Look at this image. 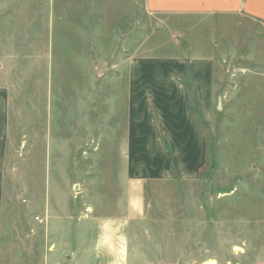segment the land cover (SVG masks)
<instances>
[{"label":"rangeland","instance_id":"374dc122","mask_svg":"<svg viewBox=\"0 0 264 264\" xmlns=\"http://www.w3.org/2000/svg\"><path fill=\"white\" fill-rule=\"evenodd\" d=\"M199 1L174 14V0H0L1 264H264V0H224L212 15ZM202 46L214 109L193 113L207 164L193 180L136 183L130 62Z\"/></svg>","mask_w":264,"mask_h":264},{"label":"crops","instance_id":"0c3cea01","mask_svg":"<svg viewBox=\"0 0 264 264\" xmlns=\"http://www.w3.org/2000/svg\"><path fill=\"white\" fill-rule=\"evenodd\" d=\"M174 2L178 5L170 11L174 14H189L187 7L200 4L199 0ZM206 2L208 6L197 13H222L218 6H225L224 0ZM180 7L184 10H178ZM199 50V54L190 49L189 53L164 57L145 56L139 51L130 62L124 153L127 174L136 183L193 180L207 164L208 142L196 123V101L192 98L199 99L207 119L214 109L213 61L209 47ZM10 110V89L0 80V217Z\"/></svg>","mask_w":264,"mask_h":264},{"label":"water","instance_id":"95a60500","mask_svg":"<svg viewBox=\"0 0 264 264\" xmlns=\"http://www.w3.org/2000/svg\"><path fill=\"white\" fill-rule=\"evenodd\" d=\"M221 103H222V98L221 97H219V99H218V109H220L221 108ZM73 245H72V248H71V250L69 251V255H74V253H75V251H76V249H77V243H76V239H75V237H74V235H73Z\"/></svg>","mask_w":264,"mask_h":264},{"label":"trees","instance_id":"16d2710c","mask_svg":"<svg viewBox=\"0 0 264 264\" xmlns=\"http://www.w3.org/2000/svg\"><path fill=\"white\" fill-rule=\"evenodd\" d=\"M198 103H197V101H196V103H195V105H197Z\"/></svg>","mask_w":264,"mask_h":264}]
</instances>
